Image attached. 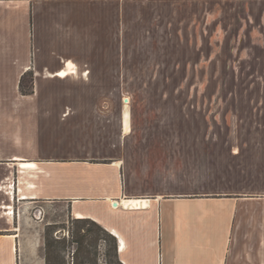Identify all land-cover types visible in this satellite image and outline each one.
<instances>
[{
    "label": "crops",
    "instance_id": "obj_1",
    "mask_svg": "<svg viewBox=\"0 0 264 264\" xmlns=\"http://www.w3.org/2000/svg\"><path fill=\"white\" fill-rule=\"evenodd\" d=\"M160 82L260 88L208 108L227 153L160 158L102 107L108 84ZM39 203L121 264H264V0H0V264H44Z\"/></svg>",
    "mask_w": 264,
    "mask_h": 264
},
{
    "label": "rangeland",
    "instance_id": "obj_2",
    "mask_svg": "<svg viewBox=\"0 0 264 264\" xmlns=\"http://www.w3.org/2000/svg\"><path fill=\"white\" fill-rule=\"evenodd\" d=\"M111 85L112 87L108 84V88L114 93L113 99L103 100L102 107L104 110L106 107H114L117 113L106 116L109 120L108 126L110 119H120L123 109L128 108L133 127L124 139L142 144V149L147 148V145L153 147L157 143L160 146V158H189L210 153H227L221 137V127H215L210 132L207 130V119L211 118V115L207 118L208 108L212 105L221 107L224 97L230 92L254 91L256 87L260 88V84L250 83L160 82ZM103 87L107 90L105 84ZM212 133L214 136L210 135ZM40 207H43L42 203L38 204L36 215V219L40 221L39 227L44 229L49 223L55 222V236L63 238L68 246L70 233L74 234L78 230L73 221L65 223L68 219L66 208L54 205L42 210ZM34 213L35 210H23L24 217H34ZM63 230L69 231L65 237ZM74 250L75 246H70L61 253L66 264L71 263ZM97 251L98 255L100 252L103 254L106 262L104 248Z\"/></svg>",
    "mask_w": 264,
    "mask_h": 264
},
{
    "label": "trees",
    "instance_id": "obj_3",
    "mask_svg": "<svg viewBox=\"0 0 264 264\" xmlns=\"http://www.w3.org/2000/svg\"><path fill=\"white\" fill-rule=\"evenodd\" d=\"M19 90L23 95L33 93V74L27 72L19 81ZM77 230L82 231L70 233V243L66 246L63 238L55 236L56 226L46 225L44 228V264H66L62 256L68 247L75 246L72 264H95L98 255L100 241L104 243V257L107 264H121L116 255L115 239L108 232L89 219L74 220ZM55 232V233H54ZM54 233V236H53Z\"/></svg>",
    "mask_w": 264,
    "mask_h": 264
},
{
    "label": "bare ground",
    "instance_id": "obj_4",
    "mask_svg": "<svg viewBox=\"0 0 264 264\" xmlns=\"http://www.w3.org/2000/svg\"><path fill=\"white\" fill-rule=\"evenodd\" d=\"M21 166H27V165H21Z\"/></svg>",
    "mask_w": 264,
    "mask_h": 264
}]
</instances>
